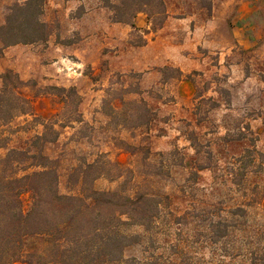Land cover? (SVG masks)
Masks as SVG:
<instances>
[{"label":"rangeland","instance_id":"rangeland-1","mask_svg":"<svg viewBox=\"0 0 264 264\" xmlns=\"http://www.w3.org/2000/svg\"><path fill=\"white\" fill-rule=\"evenodd\" d=\"M26 1L0 0V23L7 8ZM163 1L168 16L153 30L144 14L134 29L113 23L101 0H44L47 42L0 44V94L1 77L11 72L23 83L13 79L32 114L2 128L0 158L25 149L43 132L39 123H46L52 126L46 135L51 142L43 153L56 163L61 195L70 194L71 170L97 159L109 175L95 181L100 191L118 190L114 174L131 170L134 176L150 174L144 175L147 189L162 186L169 194L156 227L145 233L130 229L140 237L125 249L124 259L250 264L243 255L246 234L236 231L235 238L215 244L209 222L217 209L255 202L247 235L252 249L264 253V0ZM190 42L191 51L180 53L196 62L177 52L175 64L160 59L162 51ZM181 81L189 85L182 93ZM141 100L156 118L147 128H133L137 117L144 119ZM11 101L10 95L4 98L5 109ZM246 150L256 151L255 162L246 158V168L238 170L233 159ZM195 162L207 168L194 182ZM21 201L27 212L31 195L23 194Z\"/></svg>","mask_w":264,"mask_h":264},{"label":"trees","instance_id":"trees-1","mask_svg":"<svg viewBox=\"0 0 264 264\" xmlns=\"http://www.w3.org/2000/svg\"><path fill=\"white\" fill-rule=\"evenodd\" d=\"M101 1L109 9L113 23L133 29L140 14L146 15V23L153 30L160 29L168 16L163 0ZM43 15L44 0H28L7 8L3 23H0V44L7 48L46 43L51 30L43 21ZM14 78L17 84L23 85L11 72L1 77L0 149L5 148L2 128L19 117L32 115L29 100L15 92ZM8 95L12 104L5 109L2 101ZM140 102L145 109L144 119L141 122L137 117L133 128H147L156 118L152 109L143 100ZM39 124L43 132L33 136L25 149H11L0 158V264H134L133 260L124 259L125 249L137 245L140 237L130 229L139 228L145 233L156 227L161 211L171 201L169 194L159 185V188L147 189L145 176L150 174L134 176L131 170L114 174L118 190L100 191L94 186L95 181L105 176L109 178V175L102 171L104 163L97 159L74 167L68 181L73 185L70 194L61 195L56 163L43 153L45 144L51 142L46 135L52 126ZM205 153L210 160V151ZM254 154L255 150H246L245 156L233 159L232 166L245 169V159L251 160L249 164L255 162V159L252 161ZM149 157L150 154L143 160ZM158 157L163 159L161 154ZM206 168L193 163L190 177L194 182L198 172ZM29 170L33 171L27 173ZM21 172L25 174L19 175ZM125 175L130 177L125 178ZM25 193L31 195V207L27 212L21 201ZM254 205L255 202L247 201L229 210L217 209L219 215L210 220L209 227L215 244L235 238L236 231L244 232L247 249L243 255L250 264H264V253L259 255L252 249L253 243L247 235L250 233L249 209ZM175 220L172 219V224L178 223Z\"/></svg>","mask_w":264,"mask_h":264},{"label":"crops","instance_id":"crops-1","mask_svg":"<svg viewBox=\"0 0 264 264\" xmlns=\"http://www.w3.org/2000/svg\"><path fill=\"white\" fill-rule=\"evenodd\" d=\"M168 26H169V24H168ZM166 27H167V24L164 26V28H162L160 30V32H164ZM197 45H199V42H196L194 46H197ZM192 46H193V44L191 42H190V44L184 45V46L174 45L171 48H168V49L162 51L160 53L159 57H160V59L164 58L166 63L175 64L174 62L178 61V58L176 57V54H175L177 52V55H179V57L184 58L189 63V62H191L190 56H184L185 54L184 53L181 54L180 52H183L184 50L191 51ZM196 61L197 60H194V62H196ZM194 62L192 61L191 63H194ZM179 88H180L181 93H182V92H185L187 89H189V85L187 83H184L183 81H181Z\"/></svg>","mask_w":264,"mask_h":264}]
</instances>
